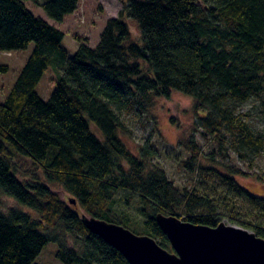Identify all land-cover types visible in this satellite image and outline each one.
<instances>
[{"label": "trees", "instance_id": "obj_1", "mask_svg": "<svg viewBox=\"0 0 264 264\" xmlns=\"http://www.w3.org/2000/svg\"><path fill=\"white\" fill-rule=\"evenodd\" d=\"M27 1L59 24L81 2L0 0V52L35 44L0 103V201L5 195L39 215L0 209V264H33L49 243L59 247L62 264H129L86 229L78 212L80 207L129 229L128 219L113 212L121 191L140 200L144 235L171 252L156 221L159 214L213 228L230 218L264 238V198L236 181L235 176L248 175L239 167L214 170L218 178L211 191H181L164 169L150 166L155 150L142 147L137 156L120 136L128 132L126 116L145 114L157 99L177 91L193 99L198 115L204 113L203 136L212 135L221 145L230 136L238 152L258 154L264 137L231 106L257 98L264 114V0H126L124 11L106 24L100 43L91 48L79 39L71 58L65 33L37 18ZM131 21L137 23L140 41L134 39ZM52 65L62 76L45 101L37 89ZM8 68L0 66V72ZM180 145L191 155L184 163L191 173L209 169L200 163L195 139ZM24 161L43 176L27 171L22 176ZM56 185L72 197L68 202Z\"/></svg>", "mask_w": 264, "mask_h": 264}, {"label": "rangeland", "instance_id": "obj_2", "mask_svg": "<svg viewBox=\"0 0 264 264\" xmlns=\"http://www.w3.org/2000/svg\"><path fill=\"white\" fill-rule=\"evenodd\" d=\"M125 1L81 0L78 11L66 17L64 22H60V24L48 17L40 5L27 1L26 6L37 18L40 17L50 22L65 33L63 43L71 58L81 45L79 39H85L91 48L100 43V36L106 24L109 20L119 16L121 11H124ZM45 2L48 0H42V3ZM130 26L134 39L140 41L141 34L137 23L131 21ZM34 48L35 44L31 43L27 50L0 52V66L9 67L7 72H0L1 104L7 100L6 98L17 82L18 76ZM61 76L58 67L52 65L38 85L39 97L49 101L56 89L55 82ZM194 104L193 99L184 93L171 91L170 97L157 99L149 112L139 115L132 113L126 116L125 125L128 127V132H120V136L129 150L137 156L140 155L142 147L148 146L155 150L156 155L152 158L150 166L164 169L166 175L181 191L192 190L196 187H207L211 191L216 186H213L214 180L218 178L214 170L221 169V172H225L223 167L231 166L239 167L244 174H248L235 176L240 185L254 195L264 198V147L259 150L258 154L249 149L238 152V147L236 148L238 142H232L230 136L226 138L225 143L222 142L223 145L212 135L203 136V131L200 128V117L204 113L198 115L194 111ZM231 107L239 117L249 121L250 127L257 135L260 134L264 137L263 101L261 99H251L245 104H235ZM191 138L195 139L197 144L201 146L202 159L200 163L202 167L209 169H200L191 173L184 166L191 155L180 145V142L183 139ZM26 171L36 172L43 176V172L30 161H24L22 164L21 173ZM55 189L67 202L72 198L61 186L56 185ZM14 208L21 209L33 217H39L37 212L19 205L15 200L3 195L0 201V209L3 212H9ZM140 209L141 202L136 195L121 191L113 199V212L128 219L131 227H127L132 232L144 235L145 232L142 231L144 217ZM78 212L82 216L87 215L80 207ZM222 221L228 226L241 227L230 218H223ZM70 243H74L73 239H70ZM58 251L57 244L49 243L33 264H62L57 257Z\"/></svg>", "mask_w": 264, "mask_h": 264}, {"label": "water", "instance_id": "obj_3", "mask_svg": "<svg viewBox=\"0 0 264 264\" xmlns=\"http://www.w3.org/2000/svg\"><path fill=\"white\" fill-rule=\"evenodd\" d=\"M70 202L77 205L74 200ZM81 218L89 232L115 248L129 264H264V238L224 222L213 228L157 215L171 252L151 236L138 235L123 225L94 216Z\"/></svg>", "mask_w": 264, "mask_h": 264}]
</instances>
